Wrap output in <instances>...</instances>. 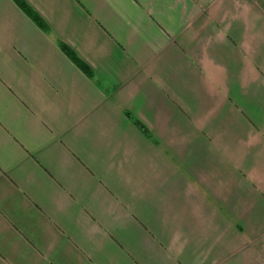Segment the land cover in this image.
<instances>
[{"label": "crops", "instance_id": "obj_1", "mask_svg": "<svg viewBox=\"0 0 264 264\" xmlns=\"http://www.w3.org/2000/svg\"><path fill=\"white\" fill-rule=\"evenodd\" d=\"M0 264H264V0H0Z\"/></svg>", "mask_w": 264, "mask_h": 264}, {"label": "trees", "instance_id": "obj_2", "mask_svg": "<svg viewBox=\"0 0 264 264\" xmlns=\"http://www.w3.org/2000/svg\"><path fill=\"white\" fill-rule=\"evenodd\" d=\"M62 47V49H64V47L63 46H61ZM69 56H71V55H69ZM74 59V58H73ZM90 76V75H89Z\"/></svg>", "mask_w": 264, "mask_h": 264}]
</instances>
